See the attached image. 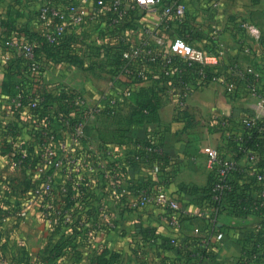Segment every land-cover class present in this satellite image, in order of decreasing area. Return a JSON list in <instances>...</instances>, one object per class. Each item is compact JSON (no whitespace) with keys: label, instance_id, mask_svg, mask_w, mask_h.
<instances>
[{"label":"crops","instance_id":"0c3cea01","mask_svg":"<svg viewBox=\"0 0 264 264\" xmlns=\"http://www.w3.org/2000/svg\"><path fill=\"white\" fill-rule=\"evenodd\" d=\"M176 2L185 4L186 18L182 22L170 21L169 34L164 35L167 41L164 51L169 50V44L177 37L207 51H222L225 61L235 62L244 69L256 88L252 90L243 81L232 95L217 82L197 85L193 76L182 68L176 69L167 80L151 71L144 79L116 75L99 60H90L93 52L101 56V51L112 44L107 34L108 13L98 21L73 29L66 38L69 58L60 54L52 58L41 51L40 57L47 62L48 69L36 78V83H31L32 88L49 92L47 100L54 106L62 105V91L79 92L93 105L110 92L111 86L116 89L114 94L117 91L131 94L119 99L110 117L97 118L85 128L82 154L89 158V165L96 162L100 169L87 164L75 174L52 172L54 178L60 174L57 182L62 180L69 186L76 181L84 189L83 200L75 208L65 207L61 187L56 206L64 214L76 210L66 227L55 233L48 230L42 215L46 204L41 201L30 206L25 218L16 213L4 214L0 208V255L4 259L0 264H104L114 253L119 264H156L160 258L175 264H239L244 250L251 246L257 227L264 224V217L252 212L239 215L230 202L213 206L203 199V192L213 179L206 150L218 149L229 155L227 143L234 134L243 131L241 121L261 115L258 105L264 102V0H163L165 5ZM42 3L43 0H0V154L3 156L11 154L12 144L30 137H20L24 131L16 128L19 122L28 121L23 115L27 104L12 113L13 121L6 120L10 115L7 99L13 94L15 83L24 79L20 52L7 42L38 45V38L47 29L36 20ZM126 4L128 13L123 29L126 39L130 29L143 25L163 28L158 12L136 10L127 0ZM248 25L257 28L259 39L248 30ZM130 39L134 44L142 41L140 36L133 35ZM185 83L192 87L189 93ZM141 87H153L160 95L166 92V105L159 110L161 123L126 127L130 131L123 134L126 128L119 116L136 104ZM40 123L41 119H36V140L41 138ZM150 132L157 134L159 140L162 135L160 144L169 159L167 172H156V163L150 161L148 151L139 144ZM101 133L111 134L112 138L104 140ZM262 143L264 146V139ZM37 147L36 144V153ZM238 162L243 167L248 164L245 156H239ZM0 173V196L20 208L22 194L10 192L5 182L21 190L24 176L19 170L6 169ZM248 177L236 176L233 180L250 188L245 184ZM113 182L121 184L116 196L109 193L108 187ZM139 184L153 192L163 184L171 196L191 210L192 215L183 221L176 235L167 220L159 216L160 209L155 204L141 210L131 206ZM59 189L55 184V193ZM100 207L118 218L115 229L105 230L101 225L98 231L93 225L99 221ZM150 232L154 236L149 237ZM60 235L68 242L57 257L52 255V247ZM173 237L187 242L189 249H193V258L168 243L163 246Z\"/></svg>","mask_w":264,"mask_h":264},{"label":"built area","instance_id":"2783aa9c","mask_svg":"<svg viewBox=\"0 0 264 264\" xmlns=\"http://www.w3.org/2000/svg\"><path fill=\"white\" fill-rule=\"evenodd\" d=\"M128 4L139 11L158 12L163 28H154L150 25H143L128 31V37L124 35L125 20L128 13L126 0H43V3L36 14V20L47 26L42 35L49 45L63 43L68 34L75 28L86 23L98 21L105 13H108V36L112 44L109 48L103 49L101 55L107 57L114 53L120 46L122 50V66L119 74H127L136 79H144L149 72L159 73L164 79H171L178 68L185 69L191 74L190 77L196 80L197 85H204L210 82L222 84L228 93L235 94L241 82L246 81L247 85L254 90L256 88L252 80L247 79V72L237 63L225 61L222 51H207L195 47L184 38H175L167 47L165 33L169 34L171 20L182 22L186 18V6L182 2L165 5L163 0H127ZM248 30L256 39L260 38L257 28L253 25L247 26ZM140 36L142 41L134 44L130 37ZM8 46L16 48L20 52L23 65V80L19 82L14 90V95L7 99L6 108L10 115L7 121H13L12 113L24 109L27 104V111L24 117L28 121L19 122L17 129L24 131L25 137L29 135V140H18L10 147L11 154L2 155L0 159V172L4 171V166L13 164L25 178L22 189H18L13 184L6 183V189L10 192L22 194L23 201L20 208L14 202L6 201L0 196V208L4 214L15 215L21 218L28 216L29 208L36 201H49L55 192V181L52 172L62 168L67 173H79L80 168L89 165V158L82 154V144L85 138V128L106 111H113L122 93H112L115 89L111 86L110 92L97 104L90 101L81 93L76 91H62L61 106H54L47 100L49 92L32 88L31 83H36V78L48 69L46 61L42 60L37 53L36 44L30 42H18L16 40L7 42ZM30 85V86H29ZM186 93L192 87L185 83ZM131 93H127L129 96ZM261 115L249 116L241 121L243 131L236 133L228 141L229 155L218 149H207V166L213 174V187L211 195V205L220 206L225 202L232 203L237 196V191L233 185L234 177L249 176L250 188L242 191V199H245L250 212L264 215V167L260 165V153L253 147H248L247 143L252 137L254 129L264 132V102L258 105ZM41 119V138L36 140V119ZM14 126V125H12ZM37 142V143H36ZM36 144L38 153H36ZM76 149H79L76 150ZM148 152L154 151L162 154L161 147L155 145L148 147ZM41 151V153H39ZM245 156L246 166H241L238 162V155ZM13 157H16L13 160ZM100 169L101 167L93 162L89 167ZM156 172H160L156 166ZM244 174V175H243ZM168 176V174H167ZM254 177L253 181L249 179ZM75 180V178H74ZM242 180V178H241ZM241 184V182H239ZM121 184L113 182L110 184L109 193L116 196ZM62 193L67 192V185L63 186ZM136 198L131 202L136 210L144 209L150 204H155L159 210V216L167 220L174 235L177 234L183 221L189 218L192 213L175 197L171 196L163 188L155 192L145 186L135 188ZM43 200V201H42ZM43 202V203H44ZM235 203V201H234ZM46 204V203H45ZM237 207V206H236ZM53 205L47 202L43 210V218L52 232L66 227L72 220L75 209L62 216H56L51 210ZM98 222L93 224L97 227H104L105 230H113L117 227L118 218L111 215L105 208L100 207L98 212ZM98 231L101 229L97 228ZM93 231L96 229L93 226ZM221 237V236H220ZM244 250L243 254H248L249 250H261L260 254L250 255V260L244 264H259L262 249L253 244ZM171 246H179L185 250H190L188 245L173 237L169 241ZM256 246V247H255ZM195 254V252H194ZM249 256V255H248ZM0 255V261H3ZM159 264L164 260L157 259ZM172 264V263H167Z\"/></svg>","mask_w":264,"mask_h":264},{"label":"trees","instance_id":"16d2710c","mask_svg":"<svg viewBox=\"0 0 264 264\" xmlns=\"http://www.w3.org/2000/svg\"><path fill=\"white\" fill-rule=\"evenodd\" d=\"M38 40H39L38 45L39 44L41 45L39 48L38 45L36 44L38 54H40L41 51H43L45 54H47L49 57H52V58H54L58 54H60L62 57H64V56H66L68 58L70 57V53H69L70 49H68L67 39L61 44H53V45H49L46 42V40L43 38V36L39 37ZM123 49H124V46H120V47H118V49L115 50L114 53L108 54L106 59L101 60V63H102L101 65H103L106 68H109V70L111 72L112 71L115 72L116 75L119 74L121 72V66H122L121 54H122ZM19 82H21V81H18L15 83L14 90H15L16 85ZM127 93H130V92H123L122 98L126 97ZM12 95H14V91H13ZM60 98L62 99V97H60ZM166 102H167L166 92H164V94L160 95L159 91H156L153 87H141L139 92L137 93L136 104L131 105L129 107V109L127 110V112H125L124 114H120L119 121H120L121 125H123V124L125 125V128L131 127V126H135V127H138V126H156L159 123H161V119L159 116V110L164 105H166ZM110 113H111V111L110 112L106 111L104 113V115L99 116V118L110 117V116H108V115H110ZM129 131L130 130H128L127 128L122 130L123 134H127ZM100 135L104 140H106V137L112 138L111 134L105 135V134L101 133ZM263 135H264V132L259 131V129H254L252 132V137L247 143L248 147H253L259 151V153H260V165L262 167H264V146L262 145L263 144L262 142L264 139ZM161 137H162V135L160 136V140H159V138H157V134L150 132L148 137H146L144 140L139 141V144H140L141 148H143L144 150L147 149L148 147L154 148L155 145L157 147L162 148V146L160 144ZM148 154L147 155L149 156L150 161H153L154 163H156V165L159 167V170L162 173L167 172L169 159L165 154H163V153L159 154V153H156L154 151L148 152ZM238 156H242V155L239 154ZM15 159H16V157H13V160H15ZM252 178H254V177H252ZM253 180L254 179H252V181ZM233 185L237 191V196L233 200V205H235L234 209H238L235 211H239V212H237V214H239V215H245L247 213H250V208H249L246 200L241 198L242 191H243V189H245V187L243 185L237 183V182H234ZM137 186L142 187L143 185L139 184ZM163 187H164V185L162 184L157 189L163 188ZM212 187H213V179H212L208 189L203 192L204 193L203 199H206L210 204H211ZM83 191H84L83 186L77 185L76 181L71 182L69 184V186L67 187V192L62 193L64 200H65L64 202L66 204L65 207H72L73 206V207L77 208V205L80 204L83 200V196H84ZM234 201H235V203H234ZM60 229H58L57 231H59ZM149 234H150L149 237L154 236L153 232H150ZM62 241L63 242L65 241V242L62 243ZM169 241L165 242V244H163V246L165 247L167 243L169 244ZM67 242H68V240L65 238L64 235H62L58 239V241L53 245L52 255L55 254V256L58 257L61 254V252L64 251ZM184 243H187V242H184ZM253 243L257 247H259L258 246L259 243L257 241L253 242ZM175 247H177L180 250V252L185 253L188 258H193L191 256L193 249L185 250L183 248H180L179 246H175ZM248 252H249L248 254H244L241 257L239 264H244L246 261L250 260L251 254L252 255L260 254L261 250L254 249V250H249ZM199 255H201V253H199ZM143 259L145 260V257H143ZM167 263L175 264L173 262H169L167 260H164L163 264H167ZM104 264H119L118 255L115 253L112 254L110 256V258L104 262ZM156 264H159V263L156 261Z\"/></svg>","mask_w":264,"mask_h":264},{"label":"rangeland","instance_id":"374dc122","mask_svg":"<svg viewBox=\"0 0 264 264\" xmlns=\"http://www.w3.org/2000/svg\"><path fill=\"white\" fill-rule=\"evenodd\" d=\"M100 53V52H99ZM101 58V59H100ZM102 59H106L105 58V56H103V55H101V56H97V53H95V52H93L92 54H91V56H90V60L91 61H96V60H99L98 62H100L101 63V60ZM102 64V63H101ZM75 148V147H74ZM76 149V148H75ZM76 150H78L79 151V149H76ZM6 169H10V170H16V168L13 166V164H9L8 166H4V170H6ZM57 172H59L60 174H64L65 173V169L64 168H62V169H60V170H57ZM1 174V173H0ZM59 174V175H60ZM59 175L57 176V177H55L54 178V181L56 182L55 184H57L59 187H60V189H59V193L58 192H54V194L52 195V198L49 200V201H47L48 199H45V202H44V204L46 203L47 204V202H51L52 204H53V208H51V210L54 212V214L56 215V216H62L64 213H63V210L62 209H60V207H57L56 205H57V203L59 202L58 200L60 199V197H59V194L61 195V187L62 186H64L65 184H64V182L62 181V180H59L58 182H57V179H59ZM0 176H2V175H0ZM62 197H63V195H62ZM64 198V197H63ZM63 198H61V200L63 199ZM39 202V201H38ZM42 202V203H43ZM56 202V203H55ZM44 213V212H43ZM263 217H264V215H262ZM46 225H47V227H48V230L50 231V229H49V226H48V224L46 223ZM61 229H63V228H61ZM58 230V229H57ZM52 232V231H51ZM56 232H58V231H56ZM60 236H62V235H60ZM253 238V240L256 242H258L259 243V248H261L262 249V254H261V258H260V263L259 264H264V224L263 225H261V226H258L257 227V229H256V231H255V236L254 237H252ZM65 242V241H64ZM63 241H62V243H64ZM254 244V243H253ZM255 245V244H254Z\"/></svg>","mask_w":264,"mask_h":264}]
</instances>
